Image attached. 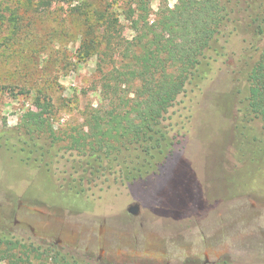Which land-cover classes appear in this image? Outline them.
Instances as JSON below:
<instances>
[{
	"label": "rangeland",
	"instance_id": "374dc122",
	"mask_svg": "<svg viewBox=\"0 0 264 264\" xmlns=\"http://www.w3.org/2000/svg\"><path fill=\"white\" fill-rule=\"evenodd\" d=\"M132 1L51 0L36 13L20 8L15 24L11 18L18 4L2 3L0 130L15 127L23 113L35 110L38 92L51 100L60 140L69 127L82 123L87 108L99 107L100 51H85L82 44L88 28L98 27L95 14L100 13L110 14L119 37L130 41ZM181 1L143 0L149 23L160 8L173 9ZM242 49L240 37L230 38L225 61L214 65L202 86L178 97L166 123L172 134L183 136V149L178 160L145 180L123 185L110 176L87 185L80 199L58 200L35 168L0 153V240L18 242L11 251L20 259L16 264H84L87 247L95 256L102 250L100 264H203L206 258L205 264H264V153L253 156L242 148L245 139L234 137V116L253 62ZM259 129L254 125L255 135ZM65 144H58L51 166L57 176L68 168ZM19 202L32 211L18 219L45 234L28 229L12 234ZM135 204L133 216L127 209ZM94 216L100 234H91ZM62 223L67 234L56 228Z\"/></svg>",
	"mask_w": 264,
	"mask_h": 264
},
{
	"label": "trees",
	"instance_id": "16d2710c",
	"mask_svg": "<svg viewBox=\"0 0 264 264\" xmlns=\"http://www.w3.org/2000/svg\"><path fill=\"white\" fill-rule=\"evenodd\" d=\"M2 3L18 4L13 24L19 23L16 13L22 7L36 13L51 6V0ZM134 3L136 8L127 10L134 33L130 41L119 37L108 13L95 14L98 27L92 24L83 41L85 51L99 49L102 57L97 63L99 107L87 108L82 123L69 127L60 140L53 129L51 100L38 92L35 110L23 113L15 127L0 130V153L35 168L58 200L80 199L91 183L110 176L123 185L134 184L176 160L183 136L172 134L167 114L187 88L202 86L214 65L225 61L232 37H240L243 57L253 60L233 120L234 137L245 139L242 148L253 156L264 153V0H182L173 9L160 8L152 24L143 0ZM3 17L0 13V34ZM60 142L66 143L69 164L57 176L51 166ZM17 247L18 242L0 240V263L10 258L16 264L20 259L11 251Z\"/></svg>",
	"mask_w": 264,
	"mask_h": 264
},
{
	"label": "flooded vegetation",
	"instance_id": "af4514ba",
	"mask_svg": "<svg viewBox=\"0 0 264 264\" xmlns=\"http://www.w3.org/2000/svg\"><path fill=\"white\" fill-rule=\"evenodd\" d=\"M136 205V204H135ZM138 207V205H136ZM32 211L31 208H29L26 205H22L21 202H19L16 206V208L14 209L13 213H14V220H13V226H14V232H12V234H26L27 229L30 230V234H45L44 232H40V233H35V228L30 224V222L24 220L23 218L18 219V216L22 213H28ZM35 211V210H34ZM138 211V210H137ZM99 218L96 216H94V220L92 221L91 224H93V228L91 229V234H100V227H99ZM87 223H90V221H88ZM96 224V225H95ZM46 226V223L44 221V225ZM57 230L59 231V234H67L69 232V228L68 226H66L64 223L60 224L59 227H56ZM88 232H89V227L86 226ZM74 233V232H72ZM56 244H60V241H56ZM86 251L84 252V264H100L101 261V253L102 250H99V253L97 256H95L94 252L89 251V248L87 247L85 249ZM205 263H207V258L205 259ZM203 263V264H205Z\"/></svg>",
	"mask_w": 264,
	"mask_h": 264
},
{
	"label": "water",
	"instance_id": "95a60500",
	"mask_svg": "<svg viewBox=\"0 0 264 264\" xmlns=\"http://www.w3.org/2000/svg\"><path fill=\"white\" fill-rule=\"evenodd\" d=\"M137 210H138V207L136 205H132V206L128 207L127 212L133 216H136L138 213Z\"/></svg>",
	"mask_w": 264,
	"mask_h": 264
}]
</instances>
